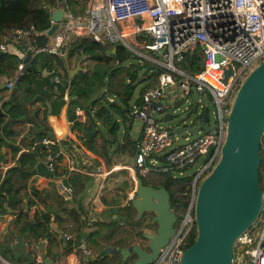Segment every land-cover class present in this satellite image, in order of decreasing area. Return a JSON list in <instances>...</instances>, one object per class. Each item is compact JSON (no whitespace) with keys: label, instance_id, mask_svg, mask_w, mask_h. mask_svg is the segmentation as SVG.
<instances>
[{"label":"built area","instance_id":"1","mask_svg":"<svg viewBox=\"0 0 264 264\" xmlns=\"http://www.w3.org/2000/svg\"><path fill=\"white\" fill-rule=\"evenodd\" d=\"M60 30L65 35L70 33L76 38L88 37L102 44L111 45L118 41L142 55L148 63L154 64L153 70L155 67L160 70L156 74L155 85L145 88L141 92V103L137 104L136 109L135 105L133 107L134 115L141 119L142 125L136 139L132 169L141 174L158 171L175 176L174 172L177 171L183 175V169L202 157L197 169L191 173L188 201L179 221L176 219L174 223L173 233L159 247L155 258L145 263L182 264L184 249L197 235L194 205L199 182L220 156L226 138L227 116L240 83L253 67L264 60V0H90L81 13L65 12ZM30 32L37 31L32 26L29 29L18 28L2 37L20 43ZM138 34L145 35L141 45L146 51L135 47L139 42L136 39ZM147 35L151 37L150 42ZM63 43L64 38L56 46H45L43 49L58 53ZM196 46L202 49V66L195 72L185 71L180 62L187 63L192 59L191 54ZM0 48L6 49L7 43L0 42ZM229 65L231 72L225 79L224 73ZM26 72V64L20 60L14 75L5 82L8 92ZM193 93L195 100H192ZM181 96L189 101L185 107L188 118L183 121L186 127L175 132L160 125L155 115L170 106L174 111ZM203 96L214 105L213 121H210L209 107V130L199 129L194 135L192 127L205 122L202 117L205 106L202 104ZM194 106V113L199 118L189 119ZM75 113L80 115L82 110L77 108ZM214 124L215 127L212 126ZM64 134L69 137L68 144L62 142V134L48 133L34 141L31 149L44 161L54 178L57 175L64 179L80 174L97 175L100 184L92 197L98 199L107 175L115 167H108L103 159L91 154L71 127ZM261 148L264 150V132ZM0 167L6 170L8 164L2 163ZM260 171L264 182V164ZM133 187L125 201L134 197ZM58 189L61 194L73 197L72 185L61 183ZM41 207L38 201H34L25 205L24 210L28 209L31 216ZM91 211L83 215L87 224L95 219L90 216ZM259 213V219L256 218L236 237L232 264H264V187ZM50 221H55L53 214ZM44 240L49 243L46 254L52 258L49 264H96L95 260L100 257L99 251H94L83 238H77L73 233L61 231L54 233L50 242ZM54 251H57L55 255ZM32 254V262L13 261L1 254L0 262L42 264L39 246Z\"/></svg>","mask_w":264,"mask_h":264},{"label":"trees","instance_id":"2","mask_svg":"<svg viewBox=\"0 0 264 264\" xmlns=\"http://www.w3.org/2000/svg\"><path fill=\"white\" fill-rule=\"evenodd\" d=\"M86 1L87 0H68L70 6H73V4L76 3L79 4L77 10L83 8ZM57 2L58 0H0V42H2L1 35L10 33L18 28L29 29L32 26L37 31H44L45 29H47L50 26L51 22L50 11L46 7V4L50 3L52 6H56ZM140 36L143 37V34H140ZM6 42L8 43V41ZM25 46L26 39H22L21 42L17 44V48L19 50H22ZM114 46L115 51L108 54L107 48H110V46H104L101 43H98L95 40L89 38H76L69 44L65 45L64 49H66L68 57L73 55L80 56V54H85L87 55V58H90L95 62L94 65L88 67L85 70H80L73 77L69 76L68 67H66L61 54L48 51H39L31 57V59L26 63V67H30V70H27L26 75L15 82L13 86L14 88L11 89L9 96L6 99H3L1 103L0 148L2 146H6V150L3 151V163L16 160V151H18V147L14 145L15 143L12 140H6L5 136H9L11 134L14 136L16 134V128H13V122L15 121L14 117H16V112L19 110L25 112L24 104L22 105L21 103H26L28 101L34 102L38 98L44 100V98L40 94L36 93L32 86L31 73L35 74L36 76L43 77L47 87L52 90L54 89L55 84L54 78L57 76L59 81L57 83L56 90L58 92H62L64 90L63 84L68 83V94L70 96V100L66 110V115L68 120L72 121L71 128L75 130L78 138L88 149L100 152L108 161L111 160V157L108 154L106 141L109 144L113 142L115 144L114 151L119 154H133L135 152L136 140H130L127 136L123 137V141L119 140L117 130L119 129L120 125L119 121L114 116V112L121 116V121L124 125L128 123V127H130L131 121L128 118L127 112H123L122 107H127L130 105L135 87L134 80L138 76V71L140 68H145L147 65H149V63L146 62L143 65L139 64L140 66L132 64H129L125 67L117 66L114 70L107 71V69L103 65L107 64L108 59H113L119 62L127 57L125 47L121 43H115ZM191 55L192 59L188 60L187 63L181 61L180 64L185 71L195 72L202 66L203 56L201 47L196 46L195 49H193ZM20 59L21 57L16 52L0 48V78L12 77L15 73L17 63L20 61ZM44 69H46L48 72L44 73ZM124 69L126 70L125 75L130 78L129 82H124L125 78L123 75L118 82V86H115V82H113L111 79L112 76L120 73ZM158 71L160 70L155 67V70L148 71L146 75L142 74V79L145 81V84L142 87V91L149 86L155 85V78ZM105 75H107V79L105 78ZM102 80H104L107 88L110 87L111 89L107 90L106 88V91L110 93L108 96L113 95L115 96V98L109 100L105 95H99L91 102V105L94 106L95 111H88L86 101L99 87ZM4 89V87L0 88V92ZM16 101L18 102L16 103ZM113 101L120 103L122 107H117L113 103ZM74 107L82 108L83 114L79 117L75 116ZM37 110H39V107ZM34 111V113L37 112L36 110ZM95 118H97V120L100 121L102 125H98ZM43 123L44 120L41 121V124ZM102 127H105V129L110 132V139H107L104 133H102ZM44 134L45 130L39 131L36 137L38 138L37 140H40ZM98 134H101L103 137V140L101 142V148L103 151H101L99 148L97 149V147L95 146ZM32 143L33 141L29 142V144ZM34 152V149H31L29 150V152H27L29 160L28 166H33L36 161ZM261 158L260 170L261 166H263L264 164L263 148H261ZM20 161H25V159L21 156ZM12 172L20 174V172H23V170L16 171V166L12 165L8 168L6 174L3 176L1 175L0 170V210L4 212V201H6V204L10 208L12 213L16 214L14 226H8V228H11V231H9L7 228L8 236H6L5 240L1 241L6 245L7 248L10 249V251L11 248L9 246V242L14 239V235H23V238L27 243V249L31 253L37 251L41 240L48 239V241L50 242L54 237V233H57L56 230H52V226L50 223V216L53 213L57 227H59V229L61 230L65 229L63 223L68 222V218L62 215V213L66 209L70 211L72 215V217L70 218L73 222H76V224L82 223L81 217L77 215L80 213L74 207H61L63 211L60 212V210H51L50 208H48V206L43 204L44 208H37L34 211L33 215L29 216L27 214V211H24L22 207L23 200L26 197V192L20 193L19 188L14 186V182L12 181ZM110 172L111 173L109 178L105 180L106 187L104 190V194L102 195V200L106 201V195L107 193H110L112 189L115 190V199L122 200L123 197L127 196L128 190L131 189L133 185V178L129 174V171L123 167L112 168ZM136 172L140 176H142L145 183H150L144 179L143 174L139 173L138 171ZM120 175H123L124 178H122L120 181H115L114 177ZM163 175H165L166 177L162 179V181H160L158 184L153 182L151 183L156 185H164L168 189L170 193V204L172 210L175 212L176 216H178L180 212L182 215L190 194V187L188 185L191 183L193 175L189 174L182 176H173L171 175V173H163ZM73 184V194L76 195V193L82 189L83 183H81V181L80 183H78V179H75ZM260 185L261 188L264 187L261 171ZM110 187L112 189H108ZM54 199L55 202L53 204L61 205L65 198L63 195H60L59 197L58 195H56ZM34 201V198L30 197L27 200V203L30 205ZM118 208L119 215L121 214V218H123L126 224H131L130 220H133L134 215L133 207L128 203H123L121 205H118ZM109 209L112 216L111 208ZM181 215L177 217L178 221ZM260 215L261 213H259L256 220L259 219ZM111 216L109 215V218L113 219V217ZM106 221L107 220L105 219L100 220L98 222L97 229H93L87 233H102V226L104 223H106ZM113 221L114 220H112L111 222L112 224ZM134 222L136 223L131 225H124V227L122 228L123 233L119 235H116L114 231L109 235L107 233L104 234V236L101 234L100 238H102L101 240H104V242L101 243L104 253L103 255H101L100 253V257L95 260L96 264H116V261L119 258V251L112 250L107 253L105 251V247H109L110 245H117V243L119 242H121L120 244H122L130 238H134L136 235L140 236V231L136 232V230L139 228L138 226H140L141 222ZM130 227H132V230L134 232H131L129 230ZM114 235H116L117 238L116 240L111 241ZM18 260L26 259L20 258Z\"/></svg>","mask_w":264,"mask_h":264},{"label":"water","instance_id":"3","mask_svg":"<svg viewBox=\"0 0 264 264\" xmlns=\"http://www.w3.org/2000/svg\"><path fill=\"white\" fill-rule=\"evenodd\" d=\"M46 7L51 10L50 15L53 23L46 33H31L28 36L29 47L23 56L24 63L30 60L34 50L46 46L48 38L54 34L62 20L64 14L62 5L52 7L50 3H47ZM147 40L151 41V37L148 35ZM61 53L66 66H68V54L64 48L61 49ZM82 58L83 56L78 59L76 67L69 69L71 74L81 68ZM26 68L30 70V67ZM153 68L154 64L149 63L142 74L146 75ZM230 72L231 66L229 65L224 73L225 79ZM31 79L34 90L44 98L43 101L48 112L58 115L61 107L65 103H69L70 97L66 98L62 94L57 96L46 87L43 77L31 73ZM103 83L104 80L101 81L100 86ZM63 87H67V84L64 83ZM99 90L98 87L87 100L88 111L92 110L91 102L99 96ZM191 96L192 100H195V94L193 93ZM141 101L142 94L139 93L127 107H122L116 101L113 103L117 107H122L123 112H129L134 105H139ZM168 103L172 104L173 102L168 101ZM172 110V106L166 109L162 119L168 124L166 127L180 132L186 127L183 121L188 118V115L185 114L179 120L171 123L174 118ZM195 110L194 106L193 111ZM208 110L209 106L205 105L202 112L205 122L192 127L194 135L199 129L209 130ZM212 126L215 127V124ZM263 132L264 60L253 67L240 83L227 116L226 138L221 147L220 156L199 182L194 205L197 235L193 242L184 249L182 264H232L233 245L236 237L257 218L261 211L260 165ZM35 168L42 175L49 177L53 175L41 159L37 161ZM133 180L135 194L128 204L134 209L133 220L140 221L142 224L136 232L140 231V236L148 240V248L133 240L123 242L121 248L122 251L127 250V253L134 255L132 264H145L155 258L159 247L173 233L177 216L171 208L170 193L164 185L145 183L142 176L136 171L133 173ZM32 194L37 196L38 192L32 191ZM46 198L47 193L39 195V199L44 204L47 202ZM121 204L120 199L116 200L111 209L113 218L119 216L118 205ZM152 225L155 226L153 231L149 229ZM8 230L11 231V228ZM8 230H6L3 240L8 236ZM44 245L45 240L43 239L39 243L42 264H49L52 258L47 257ZM9 246L16 260L20 258H25L29 262L34 260L33 254L27 249V243L22 234L14 235ZM112 250L120 251V248L116 245L105 247L106 252Z\"/></svg>","mask_w":264,"mask_h":264},{"label":"crops","instance_id":"4","mask_svg":"<svg viewBox=\"0 0 264 264\" xmlns=\"http://www.w3.org/2000/svg\"><path fill=\"white\" fill-rule=\"evenodd\" d=\"M89 1L90 0H87L86 3H85V6L83 8H81L80 10H77L78 9V6H79L78 3L73 4V6H70L68 0H58L56 6L62 5L64 7V13L67 12V11H72L74 13H81L87 7ZM56 6H52V7H56ZM48 9H49V11H51L50 8H48ZM63 17H64V14H63ZM51 20H52V22H51ZM50 22H51V24L53 23V19L51 18V15H50ZM60 24H61V22L59 23L56 31H58V33L60 35L59 42L61 41L62 38H64V43H63L64 45L62 47V48H64L65 45H67L71 41L75 40L76 37H74L70 33H67L65 35L60 30ZM47 29H45L44 31H37L36 30L37 32H30L25 38H23V39H26V46L22 50H19L17 48V44L18 43L12 42L9 39H4L2 37V35H1V39H2L3 42L8 41V43L6 42L7 43V48L5 50H11V51L16 52L21 57L20 60L23 61V56H24L26 50L29 47V45H28V36L31 33H36V34L46 33ZM143 37H145V35H143ZM77 38H88V37H77ZM89 39H91V38H89ZM48 40H49V38H48ZM96 42H98V41H96ZM98 43H100V42H98ZM114 43H116V42L111 43V45L110 44L109 45L108 44H102V43L101 44L104 45V46H107V45L110 46V48H107L108 49L107 50V53L110 54V52H114L115 51L114 50V47H115L114 46ZM46 46H48V45L46 44ZM49 47H54V46H49ZM61 49H60V51L57 54H61L62 55ZM23 50H25V51L23 52ZM39 51H47V50H44L43 48L42 49L41 48H38V49L34 50L32 56L35 53L39 52ZM64 51L66 52V49H64ZM48 52H50V51H48ZM52 53H55V52H52ZM82 56H83V58L80 61L81 68L78 69L77 72H75L74 74H71L69 69L76 67V65L78 64L77 63L78 62V59L80 57H82ZM109 61H110V59H108L107 63ZM68 63H69V65L66 66V67H68L69 76L70 77H73L80 70H85L88 67H91L92 65H94L95 62H94V60H92L90 58H87V55L80 54V56L73 55V56L68 57ZM65 65H66V63H65ZM45 72L46 71H44V73ZM6 80H7V77L0 78V88H3V87L5 88L3 91L0 92V107H1V103H2L3 99H6L9 96L10 92H11V90H10V92H8V87L5 84ZM58 81H59V79L56 76L54 78V82H55L54 89L53 90L51 89V90L57 96H59V95L62 94L64 97L69 98L70 96L68 94V83H66L67 84V87H64V90L62 92L61 91L58 92L56 90ZM45 85H46V83H45ZM46 87H47V85H46ZM12 88H14V87H12ZM133 97H134V95H133ZM108 99L109 100H112L113 97L108 96ZM17 102L18 101H16V103ZM21 104L22 105L24 104L25 112L24 111H20V110L16 112V117H14L15 121L13 122V128H16V134L14 136L12 134L9 135V136H5V139L6 140H12L15 143L14 145H16L18 147V151H16V160H14L12 162H7L8 163V167H7L6 170H3L0 167L1 175L2 176L5 175L6 172H7V170H8V168L10 166H12V165L13 166H16V171H20V170L22 171L23 170L24 173L23 172H20V174L15 173V172H12V175H13L12 176V181L14 182V186L17 187V188H19V192L20 193H25L26 192V197H25V199L23 200V203H22L23 210H24L25 205L28 204L27 203V200L30 197H33L34 200L37 201V200H40L39 199V195H44L45 193H47V198H46L47 199V202H46L47 205L44 204L46 206H48L49 203H54L55 202V199H53V198H55L56 195H58V197L60 195H63L64 196L65 199L63 200V203H64V201H68L69 204L72 203V202H70V200H72V198L75 197V195L73 194V197L71 198V197H69L67 195L61 194L59 192V189L58 188H59L60 184L62 183V184L72 185V187L74 189V186H73L74 185L73 184L74 183V180L75 179H78V183H80V181H81V183H83L82 184L83 187H82V189L80 191H82L84 189V191L90 193L89 195L86 196L87 198H83V202L84 203L83 202L80 203V205L82 207L77 206V205L75 206L76 207V210H78L79 213H80V214H77V215H79L81 217V219H82L81 222L85 223L86 220L83 218V215L85 213L86 214L88 213V212H86V209L85 208H86V205L89 203V199L92 197V194L91 193H93V190L96 191L97 188H98L97 184L98 183L100 184L99 177H98V179L96 178V179L93 180L92 178H93L94 175H89V174L81 175L80 174V175H74L73 177H71L69 179H64L60 175H57L56 178H54L53 176L52 177H49V176H46V175H42V174L38 173L37 170H36V168H35V165H36L37 161L40 160L39 157L36 156L35 152H34V155H35L36 161H35V163H34L33 166H28L29 160H28L27 152H29V150H31V146L33 145V143L32 144H29V142L30 141H33L34 142V141H36L38 139L36 137H37L39 131L45 130V134L46 133L47 134L49 133V135H51V134H57V135L62 134L61 135L62 142L68 144L69 137H67L64 133H65V131H66V129L68 127L69 128L71 127L70 120H68L67 115H66V110H67V107H68L69 103L68 104L65 103L61 107L60 113L58 115H52V114H50L48 112V109L45 107L44 101L42 99H40V98L36 99L34 102L28 101L26 103L23 102ZM38 107H39V110H37ZM77 108L81 109L82 110V114H83V109L80 108V107H74V113H75V110ZM34 110H36L37 112L34 113L35 112ZM91 111L92 112L95 111L94 106H92V110ZM82 114L76 115V113H75V116L79 117ZM120 117H118L119 120L122 119ZM42 120H44V123L43 124H41V121ZM96 122H97L98 125L99 124L102 125L100 123V121L96 120ZM124 128H125V132L127 133L128 123L125 124ZM140 130H141V127L139 128V132H138L137 136L134 139H131L129 137H128V139H130V140H136L138 138V136H139ZM101 131H102V133H104V135H105V137L107 139H110L111 134H110V132H108L105 129V127H102L101 128ZM102 140H103L102 135L101 134H98V136L96 138V145L95 146L97 147V149L99 148L101 151H103L102 148H101V142H102ZM119 140L120 141H123L124 138L119 139ZM107 143L108 142L106 141V146H107ZM5 147L2 146L0 148V158H1L0 164L3 163V161H4L3 160V156H4L3 155V151L6 150ZM114 148H115V144L113 142H111V144H109V146H107L108 154L111 157V160L110 161H108L98 151H92L90 149H88V151L91 154L96 155L97 157H100L101 159H103L107 164H111L112 166H114L116 168L117 167H124V168H126L129 171V174L133 178V173H134L135 169L134 170L132 169L133 162L130 163V158H126L125 157V159L123 160L125 162V164L122 165V166H120L118 164L117 165H114L113 164V161H112L113 159H116V158H124V155H126V156L128 155V153L119 154V153H117V152L114 151L115 150ZM133 154H131V159L132 160H133ZM21 156H22V158L25 159L26 162L25 161H22V162L20 161V157ZM96 162H98L97 159H96ZM35 189H37V190H35ZM32 191H37L38 192V195L37 196L36 195H33L32 194ZM80 191H78V192H80ZM76 194L78 195V193H76ZM112 200H114V198H112ZM108 205H111V202H109ZM53 206H64L65 207L66 205H55V204H53ZM83 206H84V208H83ZM4 207H5L4 208L5 209L4 212H2L0 210V215H1V219H0V241H3V239H4V236H5L7 227L8 226H12L13 227L14 226V223H15V220H16V214L12 213V211L10 210V208L7 206L6 201H4ZM105 209H106V207L104 206L102 210H105ZM65 211L62 213L63 216L67 217L66 216V214H67L68 217L69 216L72 217V215H71L70 211H68V209H66ZM53 215H54V213H53ZM50 223H51V226H52V230H56L57 233H61V231H66V232L72 231L74 233H78L76 235L77 238H80V237L81 238H84V237H86L85 236L86 235L85 233H87V232H84L82 230L80 232L78 231V229L80 227L79 225H77V229H73V228H69L68 227V228H66L67 230L69 229L67 231L65 229H63V230L59 229V227H57V224H56L55 221L50 222ZM48 247H49V243L47 241H45L44 249H45L46 254L48 253ZM56 253H57V251H54L53 252V255H55Z\"/></svg>","mask_w":264,"mask_h":264},{"label":"rangeland","instance_id":"5","mask_svg":"<svg viewBox=\"0 0 264 264\" xmlns=\"http://www.w3.org/2000/svg\"><path fill=\"white\" fill-rule=\"evenodd\" d=\"M59 39H60V35L58 33V31H56L53 35H51L49 37V40H48V43L47 45L48 46H55L58 44L59 42ZM136 39L139 41L137 44H135V47L141 51H146V49L141 45V42L145 40V37H141L140 34H138L136 36ZM115 44V43H114ZM116 44H118V42H116ZM126 52H127V57L125 59H123L122 61H115L113 59H110V61L107 63V64H104L103 66L107 69V71H112L114 70L117 66H122V67H125V66H128L129 64H132V65H136V66H140L139 64L143 65L144 63H146L147 61L142 58L143 56L138 54L136 51V53L134 51H132L131 49L129 48H125ZM142 56V57H141ZM143 69L144 68H140L139 71H138V76L136 77V79L134 80V91H133V95L134 97L136 95H138L141 91H142V87L143 85L145 84V81L142 79V72H143ZM43 71H46L48 72L46 69H44ZM126 70L124 69L123 71H121L120 73H117L116 75L112 76V81L115 82V86H118V82L120 81V79L122 78V76L124 75V82H129V77L126 74L125 72ZM105 78L107 79V75H105ZM100 90H99V95H105L106 97H108V95L110 94L109 92L106 91V88H107V85H105V82L103 83L102 86H99ZM110 87L107 88V90H109ZM111 90V89H110ZM111 97L115 98V96L113 95H110ZM134 97L131 99L130 101V104L132 103ZM204 103V105H208L210 107V121L212 122L213 121V108H214V105L213 103L210 101V99L206 98L205 96H203V99H202V104ZM189 104V101L188 99L186 100V97L184 96H181L179 97L178 99V103L176 105V108L174 109V111H172V114H174V118L173 120L171 121L174 122L175 120H179L183 115H185L188 110H185V107ZM135 109L137 108V105H135L134 107ZM113 111V110H112ZM165 112V111H164ZM163 111H158L156 113V120L157 122L160 124V125H163V126H167L168 124L166 122L163 121L162 119V116L164 114ZM127 115H128V118L129 120L131 121L130 122V127L127 128V133L125 132V128H124V124L122 123L121 120L118 119V117H120V115L116 114L114 112V116L117 118V120L119 121V129L117 130V135L119 137V139H122L124 136H127L131 139H134L138 132H139V128L141 127V119L139 117H137L136 115H134V109L130 110L129 112H127ZM121 118V117H120ZM192 118H195V119H198L199 116L196 115L194 113V111H190V116H189V119H192ZM97 120V118H95ZM170 123V122H168ZM100 125V124H99ZM128 134V135H127ZM126 158H130V163L133 162V160L131 159V154L128 153V155H124V158H116V159H113V164L114 165H124L125 162L123 161L124 159ZM202 157L200 156L198 158V160L187 166L185 169H183V175H189L191 173H193L197 167H198V164L199 162L201 161ZM108 167L112 166L111 164H107ZM124 168V167H123ZM111 173V172H110ZM110 173L107 175V179L109 178L110 176ZM175 175H179L176 172H174ZM144 176V179L148 182H153V183H159L160 181H162V179H164L166 176L163 175V173L161 172H158V171H151V172H148L147 174H143ZM179 176H182V175H179ZM98 179V176L97 175H94L93 176V180L94 179ZM122 178H124L123 175H120V176H115L114 177V180L115 181H120ZM201 181V180H200ZM99 185V183L97 184V186ZM135 187V184H134V180H133V185L132 187ZM105 187H106V181L104 182V186L101 190V193H99V196H98V199H94L93 197H91L89 199V203L86 205V212H88L89 210H92L90 216L92 215V217H95L94 221L91 223V224H87V222L85 221V223H78L76 224V222H73L71 220V218L68 217V215L66 214V216L68 217V222H65L63 223V225L65 226V230H67L66 228H73V229H77V225H79V229L78 231L80 232L81 230L84 231V232H90L91 230L93 229H97L98 227V222L100 220H107L106 223L103 224L102 226V233H85L86 237H84L83 239L87 242V244L89 246H91L93 248L94 251H99L101 253V255H103L104 251H103V246H101V243L104 242V240H101L102 238H100L101 234L104 236V234H111L113 233V231L116 233V235H119L121 233H123V230L122 228L124 227V225H131V224H135L136 222H134L132 219L130 220L131 224L130 223H127L123 220V218H121V214L116 217V218H109V215L111 216L110 214V209H112V207L115 205V202H116V199H115V190L112 189L111 187L108 188V189H112L110 191V193H107L106 195V201H103L102 200V195L104 194V190H105ZM131 187V189H132ZM133 187V188H134ZM129 189L128 192L131 190ZM94 191V190H93ZM127 192V194H128ZM78 195L76 194L74 198H72V200H70V203L68 201H64V203L62 202L61 205H66L65 208H70V207H75L76 205L77 206H80V203L83 202V198H87L86 196L89 195L90 193L84 191V189L80 192H77ZM92 194V193H91ZM125 196V195H124ZM127 196L123 197V199L121 200L122 204L123 203H129L130 200H127L125 201ZM112 198H114V200H112ZM54 199V198H53ZM51 200V199H50ZM38 202L40 203V205L44 208L42 201H39ZM111 202V205H108V203ZM84 203V202H83ZM47 205V204H46ZM105 206L106 209L105 210H102V209H99V207L101 206ZM61 207H64V206H53V203H49L48 204V208H50L51 210H54V211H59L62 212L63 209H61ZM84 208V206H83ZM28 210V209H27ZM27 210H24V211H27ZM112 212V211H111ZM34 212L31 213V216L33 215ZM179 213V212H178ZM27 214L29 215L28 211H27ZM181 215V212L180 214ZM179 215L177 217H179ZM30 216V215H29ZM65 217V216H64ZM112 217V216H111ZM179 219V218H178ZM113 221V224L114 225H118L119 227L116 228L111 222ZM177 222V221H176ZM142 224H140L141 226ZM138 226V227H140ZM69 230V229H68ZM67 230V231H68ZM77 231V232H78ZM70 233H73L74 235H77L78 233H74L72 231H68ZM114 235V237L111 239L112 240H116L117 236ZM116 236V237H115ZM131 240H133L135 243H140L142 244L143 242V239L141 236H137L135 238H131ZM78 243V242H77ZM121 242L117 243V245L119 246L120 248V252H119V255H118V259L116 261V264H132V260H133V254H129L127 253L128 251L127 250H123L122 251V244H120ZM116 245V246H117ZM112 246V245H110ZM0 254L5 256L6 258L10 259V260H15V261H18L16 260L13 255L11 254V251L9 248L6 247V245L0 241Z\"/></svg>","mask_w":264,"mask_h":264},{"label":"flooded vegetation","instance_id":"6","mask_svg":"<svg viewBox=\"0 0 264 264\" xmlns=\"http://www.w3.org/2000/svg\"><path fill=\"white\" fill-rule=\"evenodd\" d=\"M114 225V224H113ZM116 228H118L119 226L118 225H114ZM150 230H154L155 229V226H150V228H149ZM129 230L131 231V232H134L133 230H132V227H130L129 228ZM135 237H137V235L135 236ZM134 237V238H135ZM143 239V242H142V245L144 246V247H146V248H148V240L146 239V238H142ZM129 240H131V238L129 239ZM128 241V240H127ZM118 246V245H117ZM120 252V251H119Z\"/></svg>","mask_w":264,"mask_h":264},{"label":"clouds","instance_id":"7","mask_svg":"<svg viewBox=\"0 0 264 264\" xmlns=\"http://www.w3.org/2000/svg\"><path fill=\"white\" fill-rule=\"evenodd\" d=\"M255 221V220H254Z\"/></svg>","mask_w":264,"mask_h":264}]
</instances>
